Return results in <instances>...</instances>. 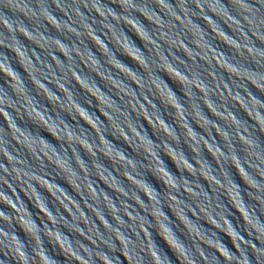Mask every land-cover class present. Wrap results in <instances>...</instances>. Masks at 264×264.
Wrapping results in <instances>:
<instances>
[{"label": "clouds", "instance_id": "9594fccd", "mask_svg": "<svg viewBox=\"0 0 264 264\" xmlns=\"http://www.w3.org/2000/svg\"><path fill=\"white\" fill-rule=\"evenodd\" d=\"M0 264H264V0H0Z\"/></svg>", "mask_w": 264, "mask_h": 264}, {"label": "water", "instance_id": "95a60500", "mask_svg": "<svg viewBox=\"0 0 264 264\" xmlns=\"http://www.w3.org/2000/svg\"><path fill=\"white\" fill-rule=\"evenodd\" d=\"M133 39H135V38L133 37ZM137 44L139 45V42H137ZM126 62H127V61H126ZM178 95H179V93H178ZM145 120H146V122H148L146 117H145ZM148 123H149V127H152L151 123H150V122H148ZM161 130H162V129H161ZM197 131H199V129H197ZM185 151H186V153H187V149H185ZM165 163L168 165V167H169V169H170L171 171L175 172V168H174V166H173V165L171 164V162L168 161L166 158H165ZM148 179H149L150 182H153V183H154V181H152V178H151V177H149ZM237 182L239 183V180H237ZM62 186H65V187H66V185H62ZM21 239H23L22 236H21ZM229 246H230V245H229Z\"/></svg>", "mask_w": 264, "mask_h": 264}]
</instances>
